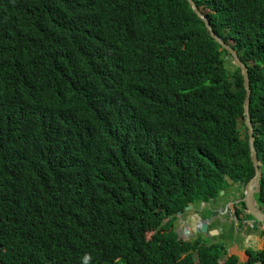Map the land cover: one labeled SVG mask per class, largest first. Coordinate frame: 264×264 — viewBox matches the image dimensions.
Masks as SVG:
<instances>
[{"label":"trees","instance_id":"trees-1","mask_svg":"<svg viewBox=\"0 0 264 264\" xmlns=\"http://www.w3.org/2000/svg\"><path fill=\"white\" fill-rule=\"evenodd\" d=\"M192 1L249 69L264 208V0ZM225 56L185 0H0V264H264L175 228L255 177Z\"/></svg>","mask_w":264,"mask_h":264},{"label":"clouds","instance_id":"clouds-1","mask_svg":"<svg viewBox=\"0 0 264 264\" xmlns=\"http://www.w3.org/2000/svg\"><path fill=\"white\" fill-rule=\"evenodd\" d=\"M260 167H261V165H260ZM260 167H259V169H260ZM255 176H256V171H255ZM247 185L246 184L244 185V181L242 180L239 184H235V186H233L231 188V190H229L228 192L222 193V195H221L222 199L219 201L217 206H213V205L206 206L205 204H203V205H200L201 206V207H199L200 210H195L193 207H192V211L185 212V210H184L185 214L183 215V218H184L185 215L193 213V217H196V218L192 222L208 223L210 234L212 232H215V231L218 232L217 236H213L215 238H218V236L221 237L225 233L228 236V238L230 239L228 243H231V241H236L234 244V248L236 250H234V248H232V252L235 251L234 253L238 254L240 257L244 253L243 257H245V259L247 258V255L244 251L245 248L250 247L254 250H261L262 247L264 246V237L261 236V232L264 231V223H261V222H258L256 220L252 219L249 215L248 216L251 218V220H250V218L248 219L245 211L243 209L241 210V208L239 207L240 204H245L244 203L245 198L243 201H239L236 198V193L239 192L240 188H245L244 196L246 195ZM259 186H260V184H259ZM260 190H261V187H260ZM225 196H226V198H225ZM256 198H255V201H256ZM256 208L264 214V208H260L258 206L257 202H256ZM206 209H209L208 215H204L203 211ZM178 215H180V214H178ZM216 217H218L219 219H216ZM177 218H178L177 220H179V221L182 219L181 215ZM215 219H216V221H215ZM177 220H176V222H177ZM224 224L231 225L230 230H227L226 229L227 227L224 226ZM190 228H191V226H190ZM191 230L192 229H190V231L188 230L189 233H187V232H184V233L189 235V236H193V234H195V233ZM258 234L260 235V237L262 239V243L260 246L254 247V246H257V242L260 240V237L258 236ZM196 235H198V234H195V236ZM205 235H208V234H202V235H198V236H205ZM239 243L241 245V251L243 252L242 254L239 252H236L237 250H239V249H237V246ZM245 259L244 258L242 259V257H241L242 261H244Z\"/></svg>","mask_w":264,"mask_h":264},{"label":"water","instance_id":"water-1","mask_svg":"<svg viewBox=\"0 0 264 264\" xmlns=\"http://www.w3.org/2000/svg\"><path fill=\"white\" fill-rule=\"evenodd\" d=\"M189 7L191 8L192 12L195 14V16L201 20L203 23L206 32L210 34V36L222 47V49L227 53V56H225V60L229 61L238 68L240 71L241 76H243V84L244 89L246 91V98L244 102V120H245V127L247 128V135H248V144L250 149V157H251V163L256 171L255 178L247 185L246 187V195H245V206L247 208L248 215L261 223H264V214L260 212L256 208V201L255 198L258 197L261 193L260 190V182L262 181V174L259 170L260 164L258 163L257 159V153L255 150V130L252 126V120L250 117V102H251V90H250V79H249V69L247 66H245L243 63L240 62V60L237 57V53L230 48L228 45H226L222 39H220L215 32L213 31L208 18L203 16L196 8L195 4L192 0H185ZM192 211V207L189 206L185 209V212ZM178 215L177 217H179ZM191 231H193L195 234L202 235V234H210L209 232V224L208 223H199V222H192L191 223ZM187 233L189 231L185 230ZM212 236H217L218 232H212Z\"/></svg>","mask_w":264,"mask_h":264},{"label":"rangeland","instance_id":"rangeland-1","mask_svg":"<svg viewBox=\"0 0 264 264\" xmlns=\"http://www.w3.org/2000/svg\"><path fill=\"white\" fill-rule=\"evenodd\" d=\"M229 63H231L230 61H229ZM232 64V63H231ZM244 134V133H243ZM244 193H245V188H240V190H239V192L238 193H236V198L239 200V201H243L244 200V198H245V196H244ZM181 220L179 221V220H177V222H176V224H175V228L179 231H181L182 233L183 232H186L185 230H189L190 231V226H191V223H192V221H194L195 220V218L196 217H193V213H191V214H187V215H185L184 216V218H183V215L181 216ZM224 226H226L227 228V230H230V227H231V225H228V224H224ZM226 231V230H225ZM258 236L260 237V235L258 234ZM198 236H195V235H193V238H197ZM230 240V239H229ZM228 240V241H229ZM215 241V240H214ZM235 242L236 241H231V243L232 244H235ZM261 243H262V239H261V237H260V240L257 242V246H254V247H258V246H260L261 245ZM237 249H239V250H237L236 252H239V253H243L242 251H241V245H240V243L238 244V246H237ZM234 250H236L235 248H234ZM233 250V251H234ZM235 252V251H234ZM244 254V253H243ZM243 254L241 255V257H242V259L244 258L245 259V257H243ZM221 264H223V262H221Z\"/></svg>","mask_w":264,"mask_h":264},{"label":"flooded vegetation","instance_id":"flooded-vegetation-1","mask_svg":"<svg viewBox=\"0 0 264 264\" xmlns=\"http://www.w3.org/2000/svg\"><path fill=\"white\" fill-rule=\"evenodd\" d=\"M216 219H219L218 217H216ZM216 219H215V221H216ZM222 223V222H221ZM223 224V223H222Z\"/></svg>","mask_w":264,"mask_h":264}]
</instances>
